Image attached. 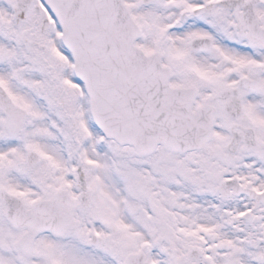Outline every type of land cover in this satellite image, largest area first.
Segmentation results:
<instances>
[{
    "label": "snow or ice",
    "instance_id": "snow-or-ice-1",
    "mask_svg": "<svg viewBox=\"0 0 264 264\" xmlns=\"http://www.w3.org/2000/svg\"><path fill=\"white\" fill-rule=\"evenodd\" d=\"M0 264H264V0H0Z\"/></svg>",
    "mask_w": 264,
    "mask_h": 264
}]
</instances>
